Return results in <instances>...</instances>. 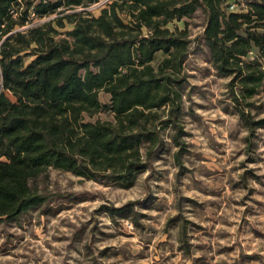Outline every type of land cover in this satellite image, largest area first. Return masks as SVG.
Segmentation results:
<instances>
[{
	"label": "trees",
	"instance_id": "16d2710c",
	"mask_svg": "<svg viewBox=\"0 0 264 264\" xmlns=\"http://www.w3.org/2000/svg\"><path fill=\"white\" fill-rule=\"evenodd\" d=\"M100 1L0 0V223L58 213L60 196L40 187L49 169L133 186L164 150L166 128L182 165L188 25L197 17V45L229 79L241 121L251 133L264 129L252 113L264 86V0H106L93 8ZM237 3L243 11H232ZM140 204L97 211L143 228Z\"/></svg>",
	"mask_w": 264,
	"mask_h": 264
},
{
	"label": "rangeland",
	"instance_id": "374dc122",
	"mask_svg": "<svg viewBox=\"0 0 264 264\" xmlns=\"http://www.w3.org/2000/svg\"><path fill=\"white\" fill-rule=\"evenodd\" d=\"M188 30L182 165L166 128L164 150L129 188L49 169L40 187L60 196L58 213L0 223V264H264V129H246L229 79L197 45L202 18ZM255 102L254 118H264V86ZM130 201L141 202L143 228L97 211Z\"/></svg>",
	"mask_w": 264,
	"mask_h": 264
},
{
	"label": "built area",
	"instance_id": "2783aa9c",
	"mask_svg": "<svg viewBox=\"0 0 264 264\" xmlns=\"http://www.w3.org/2000/svg\"><path fill=\"white\" fill-rule=\"evenodd\" d=\"M95 6H93V8H94Z\"/></svg>",
	"mask_w": 264,
	"mask_h": 264
}]
</instances>
